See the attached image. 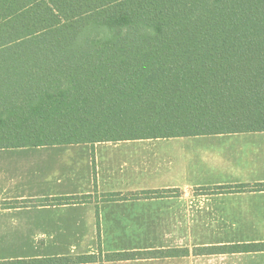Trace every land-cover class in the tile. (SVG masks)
<instances>
[{
  "label": "trees",
  "instance_id": "16d2710c",
  "mask_svg": "<svg viewBox=\"0 0 264 264\" xmlns=\"http://www.w3.org/2000/svg\"><path fill=\"white\" fill-rule=\"evenodd\" d=\"M254 131H264V0H0V148ZM227 247L264 250V242ZM135 256L103 254L100 244L99 254L18 263Z\"/></svg>",
  "mask_w": 264,
  "mask_h": 264
},
{
  "label": "crops",
  "instance_id": "0c3cea01",
  "mask_svg": "<svg viewBox=\"0 0 264 264\" xmlns=\"http://www.w3.org/2000/svg\"><path fill=\"white\" fill-rule=\"evenodd\" d=\"M255 183L264 131L0 148V264L99 254L100 244L137 256L64 264H264V250L227 247L264 242V190L198 191ZM82 195L93 198L41 203Z\"/></svg>",
  "mask_w": 264,
  "mask_h": 264
}]
</instances>
